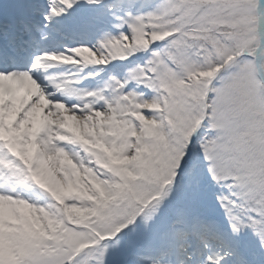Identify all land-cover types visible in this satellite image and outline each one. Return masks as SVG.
<instances>
[{"label":"snow or ice","instance_id":"obj_1","mask_svg":"<svg viewBox=\"0 0 264 264\" xmlns=\"http://www.w3.org/2000/svg\"><path fill=\"white\" fill-rule=\"evenodd\" d=\"M0 264H264V0H0Z\"/></svg>","mask_w":264,"mask_h":264}]
</instances>
